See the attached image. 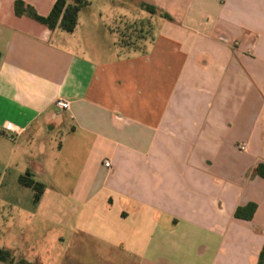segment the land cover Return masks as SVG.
<instances>
[{
    "label": "crops",
    "instance_id": "crops-1",
    "mask_svg": "<svg viewBox=\"0 0 264 264\" xmlns=\"http://www.w3.org/2000/svg\"><path fill=\"white\" fill-rule=\"evenodd\" d=\"M16 1L0 0V249L41 264L43 231L60 261L258 264L264 0H88L72 33Z\"/></svg>",
    "mask_w": 264,
    "mask_h": 264
},
{
    "label": "trees",
    "instance_id": "trees-1",
    "mask_svg": "<svg viewBox=\"0 0 264 264\" xmlns=\"http://www.w3.org/2000/svg\"><path fill=\"white\" fill-rule=\"evenodd\" d=\"M87 5H89L88 0H57L51 13L48 16L44 17L40 16L32 6L18 0L15 2V13L19 17L27 16L29 18H32L38 23L46 26L51 31H55L59 28L68 33H72L77 27L79 12L83 7ZM140 6L143 10L152 15H158L166 19L169 18L167 14L159 11L152 5L142 2ZM256 173L259 176L264 177V164L258 166ZM19 182L23 186L32 188L34 190L36 202L41 199V196L45 192V186L42 183L33 180L29 174L21 176ZM255 210V205H249L245 209H239L236 213V216L238 218H252ZM246 211L248 212V214H244L246 213ZM0 262L15 264L11 252L5 249H0ZM258 264H264V247L261 251Z\"/></svg>",
    "mask_w": 264,
    "mask_h": 264
},
{
    "label": "rangeland",
    "instance_id": "rangeland-1",
    "mask_svg": "<svg viewBox=\"0 0 264 264\" xmlns=\"http://www.w3.org/2000/svg\"><path fill=\"white\" fill-rule=\"evenodd\" d=\"M97 2H99V0H97ZM135 31H141L142 29L140 26H133V27H128L126 28V31H122L123 34L122 36H124L125 38V42L126 43H133V41L136 39V36L138 35H134L133 33ZM135 36V37H134ZM42 234L39 235L40 237V244L38 245V248L36 250L35 255L33 256V258H36L35 261H40L41 264H84L83 261H74L71 259H68V261L65 260H61L59 258H62L61 254H57L56 251L58 250H64V247H62L61 245H53L51 244V240L50 241L48 239H46V236L43 235V231L41 232ZM16 264H26V263H22V262H16Z\"/></svg>",
    "mask_w": 264,
    "mask_h": 264
},
{
    "label": "built area",
    "instance_id": "built-area-1",
    "mask_svg": "<svg viewBox=\"0 0 264 264\" xmlns=\"http://www.w3.org/2000/svg\"><path fill=\"white\" fill-rule=\"evenodd\" d=\"M55 106L56 108L62 110V111H65V110H68L70 109V102L66 101V100H63V99H58L55 103ZM242 151H245L246 150V146L243 145L241 148H240ZM104 166L108 169H110L112 167L111 165V162L109 160H106L104 161Z\"/></svg>",
    "mask_w": 264,
    "mask_h": 264
}]
</instances>
